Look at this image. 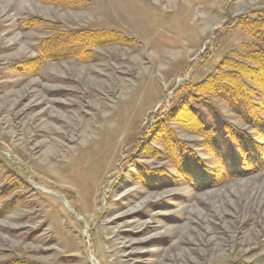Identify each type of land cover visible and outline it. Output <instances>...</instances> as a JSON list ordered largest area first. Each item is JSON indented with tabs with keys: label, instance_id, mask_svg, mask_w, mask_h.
<instances>
[{
	"label": "rangeland",
	"instance_id": "obj_1",
	"mask_svg": "<svg viewBox=\"0 0 264 264\" xmlns=\"http://www.w3.org/2000/svg\"><path fill=\"white\" fill-rule=\"evenodd\" d=\"M78 2L0 0V264H264V170L228 175L207 137L264 154L209 84L262 49L264 0ZM81 32L108 37L40 54Z\"/></svg>",
	"mask_w": 264,
	"mask_h": 264
},
{
	"label": "trees",
	"instance_id": "obj_2",
	"mask_svg": "<svg viewBox=\"0 0 264 264\" xmlns=\"http://www.w3.org/2000/svg\"><path fill=\"white\" fill-rule=\"evenodd\" d=\"M40 1H42L43 3L52 4L54 6L66 8L72 7L79 3V0ZM26 23L29 22H25V24ZM239 23L240 19H238L237 24ZM250 27L251 31L256 35L262 34V37L259 38V41H261V44L263 45L262 49L257 50L253 53L246 54L245 56L241 57V61H225L223 64L225 65L224 67L231 71L233 74L218 75L214 80H211L209 84H211L212 86L211 93H215L217 97L223 99L228 105L230 111L234 110L236 113H241V119L245 121V123L250 126L251 129L260 132L259 137L262 139L264 145V105H259V103L254 104L255 107L261 108L260 110H258V112H255V109L253 111V106L251 104H248L250 103V100L247 98V96L251 94L258 95V89L264 93V15L252 20ZM107 37L108 35L104 33L96 35L87 32L57 34L56 36L48 38L42 43L40 47V54L47 60H56L60 56L59 52L53 50V46H63L64 49H66L69 53V57L80 58L83 56V52H85L90 47L103 45ZM245 62L251 64L252 67L247 66ZM27 70L31 72L30 68H27ZM186 83L187 82L180 84L174 95L181 91ZM262 96L263 97L258 98L260 99V101H264V94H262ZM171 113L172 108L169 107L163 113L158 114L154 118V121L152 122V125L149 129L152 130L153 128H155L157 124H160L162 121L170 117L169 115ZM213 113L215 117L214 127H223L218 120L219 115H217L215 111ZM218 130L220 129H217L215 131L216 134H214L212 129L211 133L207 135V137L212 136L210 141L212 142L214 140L213 136L215 135L216 140L220 142V144L224 142L222 144V147L218 148L219 156L217 158L221 157V159L223 160L222 164L225 166L228 175L240 176L243 175V173L264 170V154H257L254 148L250 145L248 146V143L246 141H243V139L237 140L240 145L239 147H235L234 149V147L230 146L229 148H227L228 143L230 142V140L228 141V137L229 139H231L230 144L233 145L232 138H234V136L232 134L223 135L222 132L218 134ZM209 131L210 130H208L207 133H209ZM220 144L216 143V147H218ZM263 145L261 148L263 149L264 153ZM225 149H227V151L224 153L223 150Z\"/></svg>",
	"mask_w": 264,
	"mask_h": 264
}]
</instances>
